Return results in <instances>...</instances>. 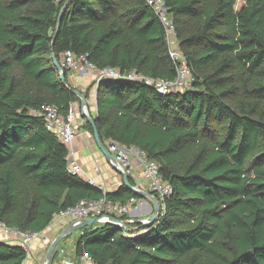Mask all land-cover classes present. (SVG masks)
<instances>
[{"label":"trees","instance_id":"obj_1","mask_svg":"<svg viewBox=\"0 0 264 264\" xmlns=\"http://www.w3.org/2000/svg\"><path fill=\"white\" fill-rule=\"evenodd\" d=\"M68 1L0 0V220L23 231L43 232L82 199H141L124 184L102 192L67 172L68 149L40 111L54 105L65 117L80 100L66 87L70 70L64 85L55 62L69 52L96 70L176 77L144 0H71L54 38ZM163 1L190 89L160 95L102 80L88 113L105 147L142 152L171 195L156 198L159 216L145 234L96 224L78 231L75 254L96 264H264V0ZM93 84L79 92L87 98ZM83 119L80 129L93 137ZM25 258L20 246L0 242V264Z\"/></svg>","mask_w":264,"mask_h":264},{"label":"built area","instance_id":"obj_2","mask_svg":"<svg viewBox=\"0 0 264 264\" xmlns=\"http://www.w3.org/2000/svg\"><path fill=\"white\" fill-rule=\"evenodd\" d=\"M145 4L151 9L154 15L162 25L169 46V56L172 62L176 65V77L173 80L153 79L145 77L135 71L121 73L118 69L96 70L87 60L86 55L74 57L67 52L61 59L60 66L62 69L74 71L76 73H84L85 71L94 72V84L97 87L102 80H125L132 83H139L152 88L160 95L169 93H183L191 87L192 75L191 70L184 63L183 56L175 48H172V42L175 41V28L170 21L165 3L163 0H144ZM83 114H87L85 109ZM40 115L44 118L45 129L53 134L60 143L65 146H70L77 136L75 115L73 109L71 112L62 117L56 106L45 105L40 111ZM84 120V119H83ZM110 153L115 157L119 164V169L127 177L131 176V162L137 163L142 179L147 183V193L153 195L160 201L171 195V187L161 181L157 176V166L154 162L148 161L142 152L139 150H128L116 144H108ZM98 172V168H94ZM67 172L71 175H80L82 167L72 158V153L68 151L67 157ZM89 185L95 187L93 182L89 180ZM121 185V184H120ZM99 190L101 188L97 187ZM137 189H139L137 187ZM102 191V190H101ZM103 192V191H102ZM138 201L135 198H130L124 203L112 202L102 197L98 200H79L74 206L68 207L53 215V219L45 231L36 233L31 231H23L18 228L7 226L0 220V238H5L7 243H15L20 246L26 256L31 252V246L36 241L45 242L47 232L52 229H57L65 223L85 219V218H105L113 217L119 219L124 216H129L135 209ZM125 228H119L124 236L137 238L147 232L148 223L141 221L135 224L130 218L124 221ZM140 225V226H137ZM80 264H96V262L87 253H82L79 256Z\"/></svg>","mask_w":264,"mask_h":264},{"label":"crops","instance_id":"obj_3","mask_svg":"<svg viewBox=\"0 0 264 264\" xmlns=\"http://www.w3.org/2000/svg\"><path fill=\"white\" fill-rule=\"evenodd\" d=\"M172 48L177 49V45L175 46V43H172ZM93 80L94 72L85 71L84 73L79 74L74 71H67V82L69 86L82 93H85L90 84L94 83ZM95 94L96 86L93 84L86 98L87 107L92 114L95 109ZM78 110L79 113L76 114L77 118H75V122L79 129L77 131V136L70 146H66L68 151L72 153V158L82 167V172L78 176L85 182L91 180L95 187L101 188L103 192H114L120 184H123L122 175L107 162L97 148L93 137L85 130L80 129V126L83 123V115L80 105ZM107 146L108 145H106V147ZM131 167L132 173L128 178L134 182L135 186L133 187H138L143 191L147 190V183L142 179L135 161L131 162ZM94 168H98V172L95 171ZM152 208L153 203L151 200L140 199L128 218L134 223H140L152 214ZM66 225L67 224L65 223L60 228H55L50 232H47V239L45 242H42V240L34 242L31 246L30 254L25 258L24 264H43L44 257L52 239H54ZM78 235L79 232L72 233L58 243L50 264H80L79 257L75 254V242ZM0 240L6 242V239L3 237Z\"/></svg>","mask_w":264,"mask_h":264},{"label":"water","instance_id":"obj_4","mask_svg":"<svg viewBox=\"0 0 264 264\" xmlns=\"http://www.w3.org/2000/svg\"><path fill=\"white\" fill-rule=\"evenodd\" d=\"M70 1L71 0L66 2V4L63 6V8L60 11V14H59L58 20H57V27H56V32H55L54 38L57 35V32L59 30L60 20H61L63 11L65 10L66 6L69 4ZM54 38H53V41H54ZM55 66H56V70L58 71V73L60 75V80H61L62 84L66 85L65 80H64V76H63V69L56 62H55ZM66 87L68 90H70L74 95H76L79 98L82 113H83L84 109H85V111H87V114H83V117L88 121V123L92 126V128L94 130L93 131V140H94L97 148L101 152V154L107 160V162L122 175L123 184L133 194L139 196L141 199H149L152 201V203H153L152 214L150 216H148L146 219L142 220V221H146L148 223V225H152L154 223L155 219L159 216V204H158L156 197L147 193L146 191L137 189L136 187L129 185L128 177L123 172H121V170L119 169V164L117 163L115 157L110 153L108 146L105 147L101 143V141L99 140L98 134L94 128L93 120L89 117L88 107H87V102H86L85 96L83 94H81L78 90L71 88L69 85L68 86L66 85ZM135 223H137V222H135ZM96 224H112V225L118 226L120 228H125V223L122 220H119V219H116L113 217L85 218V219H80V220L70 222L56 235V237L54 239H52V241L48 247L47 253L44 257L43 264H50L51 263L55 248L62 239H64L66 236H68L72 233L78 232L79 230H81L83 228L93 226Z\"/></svg>","mask_w":264,"mask_h":264},{"label":"rangeland","instance_id":"obj_5","mask_svg":"<svg viewBox=\"0 0 264 264\" xmlns=\"http://www.w3.org/2000/svg\"><path fill=\"white\" fill-rule=\"evenodd\" d=\"M172 43H175V46H176V45H177L176 39H175V41H173ZM78 107H79L78 105H73V108H72L73 111H74L75 118H77V117H76V116H77L76 114L79 113ZM88 112H89V110H88ZM79 116H80V115H79ZM76 129H77V131L79 130L77 124H76ZM0 239H2V238H0ZM0 242H2V241L0 240Z\"/></svg>","mask_w":264,"mask_h":264},{"label":"bare ground","instance_id":"obj_6","mask_svg":"<svg viewBox=\"0 0 264 264\" xmlns=\"http://www.w3.org/2000/svg\"><path fill=\"white\" fill-rule=\"evenodd\" d=\"M160 205V204H159Z\"/></svg>","mask_w":264,"mask_h":264}]
</instances>
